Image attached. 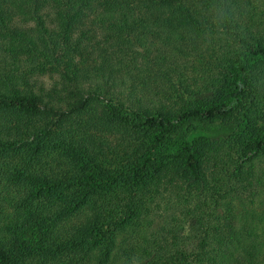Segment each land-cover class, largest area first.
<instances>
[{"label":"trees","instance_id":"1","mask_svg":"<svg viewBox=\"0 0 264 264\" xmlns=\"http://www.w3.org/2000/svg\"><path fill=\"white\" fill-rule=\"evenodd\" d=\"M261 159L264 0H0V264H264Z\"/></svg>","mask_w":264,"mask_h":264},{"label":"rangeland","instance_id":"2","mask_svg":"<svg viewBox=\"0 0 264 264\" xmlns=\"http://www.w3.org/2000/svg\"><path fill=\"white\" fill-rule=\"evenodd\" d=\"M264 168V159H261L260 162L255 161V176L261 177L264 185V176L261 175V169ZM249 191L252 192V196L248 194ZM233 207H234V216L235 223L238 229L242 230L249 225V214L257 213L260 214L264 219V186L252 188L248 187L247 190L243 192H238V195L233 197Z\"/></svg>","mask_w":264,"mask_h":264}]
</instances>
